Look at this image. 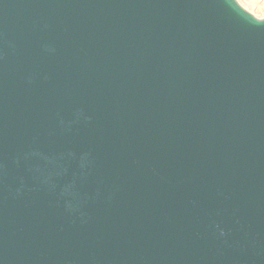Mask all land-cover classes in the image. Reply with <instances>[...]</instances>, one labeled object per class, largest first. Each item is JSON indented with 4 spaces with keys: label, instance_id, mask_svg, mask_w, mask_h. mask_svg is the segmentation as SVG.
Returning a JSON list of instances; mask_svg holds the SVG:
<instances>
[{
    "label": "water",
    "instance_id": "1",
    "mask_svg": "<svg viewBox=\"0 0 264 264\" xmlns=\"http://www.w3.org/2000/svg\"><path fill=\"white\" fill-rule=\"evenodd\" d=\"M0 264H264V17L0 0Z\"/></svg>",
    "mask_w": 264,
    "mask_h": 264
},
{
    "label": "bare ground",
    "instance_id": "2",
    "mask_svg": "<svg viewBox=\"0 0 264 264\" xmlns=\"http://www.w3.org/2000/svg\"><path fill=\"white\" fill-rule=\"evenodd\" d=\"M245 9L258 18L264 17V0H237ZM255 9L258 11L256 12Z\"/></svg>",
    "mask_w": 264,
    "mask_h": 264
},
{
    "label": "rangeland",
    "instance_id": "3",
    "mask_svg": "<svg viewBox=\"0 0 264 264\" xmlns=\"http://www.w3.org/2000/svg\"><path fill=\"white\" fill-rule=\"evenodd\" d=\"M255 11L257 12L258 10H257V9H255Z\"/></svg>",
    "mask_w": 264,
    "mask_h": 264
}]
</instances>
